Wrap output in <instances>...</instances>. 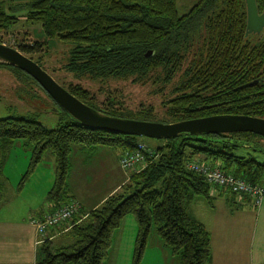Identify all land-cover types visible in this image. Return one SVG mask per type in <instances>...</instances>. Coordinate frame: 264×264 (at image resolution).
<instances>
[{"label": "trees", "instance_id": "16d2710c", "mask_svg": "<svg viewBox=\"0 0 264 264\" xmlns=\"http://www.w3.org/2000/svg\"><path fill=\"white\" fill-rule=\"evenodd\" d=\"M254 3L261 12L264 0ZM19 17L38 23L46 38L70 45L62 68L73 76L130 78L143 84L156 72L151 83L165 84L177 74L158 118L150 106L129 110L111 96L96 105L86 90L77 84L66 85L67 93L96 111L159 123L222 114L264 119V40L243 35V0H196L181 15L176 13L175 0H0V30ZM37 46L34 42L17 48L31 54L38 51ZM32 61L41 68L39 59ZM4 67L34 82L16 68ZM59 110L62 118L52 129L43 128L33 118H0V168L14 140L23 139L31 147L19 184L45 150L52 155L53 181L45 197L53 208L67 201L64 178L72 144L131 151L137 143L136 136L83 127ZM248 137L258 136L180 134L153 149L146 147L145 166L128 173L116 190L80 219L77 209L67 219L70 225L59 242L42 239L34 264H102L110 232L124 215H131L136 224L131 264H139L151 224L162 244L178 255V264H211L208 233L187 213L186 206L191 198L200 197L211 208V188L219 194L226 192L229 200L234 195L207 184L186 165L201 155L218 163L224 174L264 190V164L232 153Z\"/></svg>", "mask_w": 264, "mask_h": 264}, {"label": "rangeland", "instance_id": "374dc122", "mask_svg": "<svg viewBox=\"0 0 264 264\" xmlns=\"http://www.w3.org/2000/svg\"><path fill=\"white\" fill-rule=\"evenodd\" d=\"M195 1L175 0L176 13L178 15L185 13ZM34 42L38 44V51L31 54L21 53L32 60L39 59L41 69L63 89H66L67 84H77L90 94L89 97L92 96L96 105H100L106 101V96H111L126 109L136 110L140 107L150 106L156 118L162 116L164 106L161 103L171 96L170 89L177 79V74L169 83L165 84L159 82L151 83L150 80L156 75V72H152L143 84L133 83L130 81V78L93 79L86 76L76 77L65 72L62 68L70 45L57 39L46 38L42 34L38 23H29L23 17H19L6 30H0V44L17 51L18 45L30 46ZM158 89L159 91H156ZM4 117L33 118L43 128L52 129L60 122L62 113L59 107L29 78L0 65V118ZM244 139L247 141L244 142ZM135 141L141 142L147 149H153L162 144V140L160 139L140 136L136 137ZM24 142L23 139H17L12 142L6 152L5 167L11 166L10 168H12V165H18L23 167L22 173L25 172L31 147L24 144ZM239 143L241 146L232 151L234 155L251 157L256 162L264 164V138L259 136L248 137L241 139ZM72 148L77 149H73L67 157L68 169L65 182L76 194V197L77 195L78 197L82 195V197L88 198L93 202L102 195H106L123 178L126 180L128 172L122 170L118 165V158L122 153L120 147L95 146L90 148L84 145H73ZM198 161L206 165H211L212 163H208L205 159ZM38 164L39 168L37 167L34 174L26 183L27 188L23 189L21 196L1 195V211L7 210L3 211V213L13 214L14 216L20 213L21 215L24 210V203L26 202L25 197L31 191V187L29 186L31 184L37 185V183L42 181L41 177L37 175L49 176L52 174L53 176V158L48 150H45L41 154ZM212 165L216 166L218 163ZM20 178H17V183L20 181ZM226 196H228L226 192L214 196L211 208L200 198L199 200H201L202 204L200 206H202L201 208L205 213L211 212L212 208L215 212L223 210L224 205L222 202ZM233 197L236 199V196ZM85 201L88 202V200ZM232 204V212L235 210L247 212L244 214V222H248L249 231L252 235L251 254L254 258H258L256 260L253 259V262L256 264L259 259L260 262L263 261L264 205L260 204L262 209L260 206L254 210L250 205H243L240 209L235 203ZM83 209L84 212L88 210L86 205H83ZM24 213L26 214V211ZM9 214L6 215L10 216ZM1 215L4 216L5 214ZM200 219L205 220V218ZM135 234L136 224L133 217L131 215H124L119 220L118 225L110 232L109 246L106 255L102 259V264H131ZM139 264H178V255L171 254L169 248L162 244L152 224L149 227Z\"/></svg>", "mask_w": 264, "mask_h": 264}, {"label": "crops", "instance_id": "0c3cea01", "mask_svg": "<svg viewBox=\"0 0 264 264\" xmlns=\"http://www.w3.org/2000/svg\"><path fill=\"white\" fill-rule=\"evenodd\" d=\"M73 145L81 144H72L69 147L68 155L73 149H77L72 148ZM202 159L203 157L201 155H196L192 158V161ZM209 162L211 161H208V163ZM212 164L214 163H211V165L208 166L214 167ZM12 166V168H10L11 166L5 167L4 161L0 168V199L1 195H15V197L21 196L23 189L27 188L26 183L34 174L37 167L39 168V164L37 162L19 184L16 180L18 177H22L23 167L18 165ZM37 176L41 177V184L39 182L37 185L31 184V186H29L31 187V191H29V195L25 197L26 202L24 203V210L21 215L20 213L15 216L13 214L10 215L9 213H3V211L7 210L1 211L2 206H0V264H34L35 251L37 245L39 244L37 243L39 237L37 236L34 228L29 224L28 220L30 218L41 217L43 213L48 212L54 206L53 203L47 201L45 197L46 192L51 187L53 181L52 174L49 176ZM65 178V201L74 200L77 202L78 212L76 213V217H79V219L82 218V216L80 217L82 213H86L88 210L97 206L107 194L116 190L118 186L125 181V178H123L113 189L108 191L106 195L104 194L92 202L90 199L82 197V195H80L81 197H78V195L76 197V194L72 191V189L66 185ZM210 194L212 198L220 195L217 192V189L212 188L210 190ZM199 199L200 197L191 198L186 206V211L192 218L200 222L208 233L211 264H254L253 259L256 260L258 258H254L251 254L252 235L249 231L248 222H244V214L247 212L237 210L234 212L231 211V206L233 205L232 203H235L238 208L243 205H250L248 199L244 198L238 202L234 199V197H231L229 200L226 196L222 202L224 205L223 210L215 212L212 208L211 212L208 213H205L202 210V206H200L202 205L201 200ZM85 200H88V202ZM260 204L262 206L264 205V197ZM59 205H63V203H59ZM83 205H86L88 208L85 212L83 211ZM261 205H259L258 208ZM24 211H26V214ZM1 214L5 215L2 216ZM6 214H9L10 216ZM200 218H205V220ZM69 225V221H65L54 228L48 229L44 238L53 240L56 243L59 242L60 236L68 229ZM259 256L261 257L260 253ZM262 262L263 261L260 262L259 259L256 264H262Z\"/></svg>", "mask_w": 264, "mask_h": 264}, {"label": "water", "instance_id": "95a60500", "mask_svg": "<svg viewBox=\"0 0 264 264\" xmlns=\"http://www.w3.org/2000/svg\"><path fill=\"white\" fill-rule=\"evenodd\" d=\"M243 4V35L256 34L264 25V8L257 13L254 0H243ZM0 65L16 68L30 77L71 120L89 129L160 140L173 139L180 134L229 133H251L264 138V119L253 116L222 114L159 123L106 115L74 98L57 85L35 62L3 44H0Z\"/></svg>", "mask_w": 264, "mask_h": 264}, {"label": "built area", "instance_id": "2783aa9c", "mask_svg": "<svg viewBox=\"0 0 264 264\" xmlns=\"http://www.w3.org/2000/svg\"><path fill=\"white\" fill-rule=\"evenodd\" d=\"M146 147L141 142H137L136 146L131 151H122L118 158L119 167L130 173L137 172L142 169L145 164L144 152ZM187 169L200 175L207 184L220 187L234 196L240 202L243 197L248 199L250 207L257 209L260 205L261 199L264 195L262 186L250 184L242 179L234 178L231 175L224 174L216 166L209 167L202 163L195 161L189 162ZM139 168V169H137ZM78 204L74 200H69L65 204L51 208L48 212L43 213L39 218H30L29 224L34 228L37 236L39 237L37 243H40L44 238L48 229L58 226L60 223L67 221L71 215L76 213Z\"/></svg>", "mask_w": 264, "mask_h": 264}, {"label": "flooded vegetation", "instance_id": "af4514ba", "mask_svg": "<svg viewBox=\"0 0 264 264\" xmlns=\"http://www.w3.org/2000/svg\"><path fill=\"white\" fill-rule=\"evenodd\" d=\"M257 13H260V12H257ZM243 32H244V30H243ZM244 36L245 37L246 36H249L250 37V40H252V39H255V40H264V25L261 27V29H260V31L258 33H256V34H247V35H244ZM250 84H254V82H250Z\"/></svg>", "mask_w": 264, "mask_h": 264}]
</instances>
